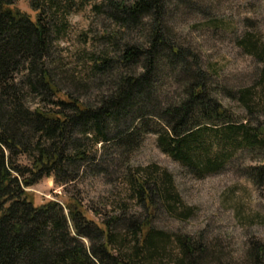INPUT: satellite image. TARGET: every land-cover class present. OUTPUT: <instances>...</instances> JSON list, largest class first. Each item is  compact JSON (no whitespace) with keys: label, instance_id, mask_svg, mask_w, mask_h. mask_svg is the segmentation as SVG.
<instances>
[{"label":"trees","instance_id":"trees-1","mask_svg":"<svg viewBox=\"0 0 264 264\" xmlns=\"http://www.w3.org/2000/svg\"><path fill=\"white\" fill-rule=\"evenodd\" d=\"M19 1L0 0V264H204L208 249L193 235L153 222L161 210L182 219L193 214L178 212L173 175L130 163L150 133L198 177L221 171L225 154L240 147L264 150V127L233 122L200 55L177 37L173 6L195 7L193 0L95 2L93 10L115 29L102 36L106 49L87 54L80 77L66 73L55 52L72 6L91 0H27L31 13ZM241 45L264 61L258 38ZM114 165L127 169L144 214L121 207L96 220L89 212L102 210L76 193L38 205L26 190L47 176L65 185ZM249 169L262 185L264 164ZM255 249L262 264L264 246Z\"/></svg>","mask_w":264,"mask_h":264},{"label":"rangeland","instance_id":"rangeland-1","mask_svg":"<svg viewBox=\"0 0 264 264\" xmlns=\"http://www.w3.org/2000/svg\"><path fill=\"white\" fill-rule=\"evenodd\" d=\"M99 1L77 3L66 16L68 26L57 42L55 56L70 75L80 77L87 54L108 47L102 36L108 28L114 31L115 25L93 10L92 5ZM192 4L196 8L173 6L176 9L170 13V22L177 37L200 55L211 74L212 92L231 112L233 122L243 123L250 130L264 127V61L241 45L247 36L264 43V0H193ZM17 5L31 13L27 0ZM164 72L159 74V81L166 79ZM30 100L37 104L40 98L33 96ZM225 156L221 171L198 177L164 153L157 135L150 133L131 154L130 163L150 173L169 171L175 181L178 212L192 209L188 219L164 210L155 212L154 224L169 232L193 235L195 243L208 249L204 264H256L255 248L264 246V183L257 185L249 168L264 164V150L244 146ZM20 163L30 161L21 157ZM128 176L127 169L117 170L114 165L106 175H86L65 185L47 176L26 190L38 205L48 200L65 202L67 191L76 193L88 207L102 210L98 217L89 212L96 220L109 217L121 207L144 214L133 197ZM81 239L90 244L87 238ZM174 247L170 244V250ZM260 256L264 264V254Z\"/></svg>","mask_w":264,"mask_h":264}]
</instances>
